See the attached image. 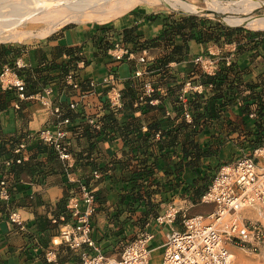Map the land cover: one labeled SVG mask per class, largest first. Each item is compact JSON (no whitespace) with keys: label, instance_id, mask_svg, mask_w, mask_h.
<instances>
[{"label":"crops","instance_id":"0c3cea01","mask_svg":"<svg viewBox=\"0 0 264 264\" xmlns=\"http://www.w3.org/2000/svg\"><path fill=\"white\" fill-rule=\"evenodd\" d=\"M187 15L201 20L206 18L212 25L241 27L228 26L218 18L202 14ZM163 23L159 16L135 11L111 23L63 25L44 42L30 48L0 45V73L5 66L14 69L19 65L17 69L28 78L23 98L15 89L0 87V146L11 148L8 158L2 161L0 158L4 167L0 180L6 181L10 192L8 199H0V264H79V250L52 246L51 239L58 232L61 218L74 223L67 208L72 196L79 200V209H85L82 186L94 193L90 223L100 251L113 258L123 245L135 240L140 232L148 231L154 236L149 243L152 249L149 264H159L161 245L170 226L158 225L154 218L174 206L177 213L171 226L181 227L182 216L206 214L212 210V205L202 203L201 198L193 202L180 195L186 184L196 178L199 182L203 174L200 166L180 165L185 155L182 148L187 147L190 140L200 144L203 151L207 142L212 143L219 167L241 153L252 154L242 151L240 146L252 138L245 135L247 132L264 124V116L256 115L259 108L264 111V41L250 38L226 43L221 37L205 42L204 32L210 33L217 28H209L208 24L204 27L201 22L184 28L178 36H172L170 42L161 40L157 46L150 47L148 41L160 34ZM117 42L132 51L134 58L145 57L146 62L140 65L135 59L116 61L112 57V47ZM200 55L217 64L221 58L230 57L240 77V93L234 102L208 116L206 110L204 113V87L199 93L189 92V111L195 119H185L183 109L176 110L174 102L185 81L201 85V71L194 63ZM61 64L70 67L65 75L53 69ZM49 67L50 71L45 70ZM135 68L142 70L137 80L132 78ZM68 73L73 75L76 88L67 81ZM110 74L115 76L121 93L118 108L109 107L106 101L110 88L106 77ZM134 81L137 83L134 86L141 87L142 92L143 84L148 83L152 92L142 97L138 93L131 109H127L124 90ZM245 85L255 87L249 96ZM46 87L52 89L47 104L40 98ZM245 98L251 99L248 106L244 105ZM54 108L60 110V118L53 113ZM247 112L244 125L242 120ZM110 113L116 118L111 123L104 120ZM64 118L69 121L64 125L70 152L68 162L60 160L37 138L39 129L53 132ZM90 119L94 124L89 123ZM127 130H135L144 137L136 142L134 133L128 134ZM193 130L197 132L194 135ZM219 139L224 141L221 147H217ZM126 140L131 142L128 144ZM138 145L142 147L136 157L156 156L158 165L149 181L131 187L126 181L137 169L136 161L130 159L131 150ZM20 146L22 148L15 153ZM159 150L164 155L161 156ZM186 156L185 160L193 158L191 154ZM18 157L22 158L21 163L4 164ZM128 158L127 165L122 166L121 161ZM167 164L172 167V173L166 176ZM94 171L99 172L98 177L93 176ZM178 172L179 180L184 183L179 188L171 191L152 185L154 182L161 184L166 178L173 184ZM149 204L154 208V215L143 212ZM13 212L20 218L21 225L9 220ZM147 222H150L148 226Z\"/></svg>","mask_w":264,"mask_h":264},{"label":"built area","instance_id":"2783aa9c","mask_svg":"<svg viewBox=\"0 0 264 264\" xmlns=\"http://www.w3.org/2000/svg\"><path fill=\"white\" fill-rule=\"evenodd\" d=\"M112 57L116 61L135 59L140 65L146 62L143 56L134 58V53L119 42L112 47ZM230 61V57L224 58L226 66ZM194 63L203 74L214 75L216 72L217 61L209 57L197 56ZM141 76L142 70L135 68L132 78L137 80ZM66 79L71 82L72 87H77V84L72 82L71 73L66 75ZM106 82L110 85L107 105L118 108L121 93L117 88L115 76L108 75ZM134 84L137 83L134 81ZM0 87L3 90L15 89L20 93L21 98L24 96V82L11 67L5 66L2 69ZM143 88L144 91L139 93L141 97L152 92L148 83L143 84ZM208 88L211 86L209 85ZM202 89L203 86L200 84L193 85L190 80L185 81L178 96L183 108L184 94L189 91L199 93ZM51 92V87L42 90L40 98L45 100V104ZM53 113L60 118L61 112L58 108H54ZM183 116L185 119H190L186 111ZM68 122V118L60 120L53 132L47 128L37 131L39 141L55 152L60 160L66 162L69 161L70 152L64 125ZM89 123L94 124V121L90 119ZM20 148L22 146L17 148L15 153ZM21 161L22 158L18 157L14 161L6 160L4 164L10 166ZM93 176L98 177L99 173L94 171ZM80 191L85 209H79V200L76 197L72 196L68 200L67 208L72 213L74 223L65 222L61 218L58 232L51 239V245H63L72 250H79V264H149L152 251L149 243L154 236L148 231L140 232L135 240L123 245L113 258L100 251L95 244L90 223V217L94 212L93 192L84 186ZM8 197L9 189L6 181L2 179L0 199L6 200ZM200 201L212 205V210L206 214L182 216L181 227L171 226L177 213L174 206H169L154 218L156 224L170 226L161 245L162 255L159 264H231L232 248L251 253L258 252L264 246V222L252 219L250 216L259 218L264 216V145L254 149L251 155L242 154L232 162L220 166ZM9 220L18 225L22 223L14 212L9 215ZM149 223L147 222V226Z\"/></svg>","mask_w":264,"mask_h":264},{"label":"trees","instance_id":"16d2710c","mask_svg":"<svg viewBox=\"0 0 264 264\" xmlns=\"http://www.w3.org/2000/svg\"><path fill=\"white\" fill-rule=\"evenodd\" d=\"M152 16L161 17V20L164 23L162 25V30L160 34L156 38L154 39L152 38L148 41L150 47L157 46L161 40H166V42H170L172 39V36H176V35L178 36L179 33L184 28L186 27L192 28L196 23L200 25L201 22L204 23V27L208 24L209 28H217V29L211 30L210 33H207V31L204 32L205 42H208L209 40H214V41L218 39L220 40L221 37H223L224 42L226 43L236 42L237 40L247 41L250 38H256V41H261V42L264 41L263 33L252 32L242 27L230 28V27H224L220 24L212 25V21L206 18L201 20L200 18L193 16V15H187V16L182 15V16L175 17L169 14H165V15H159V14L153 15L152 14ZM190 35L194 36L195 34L193 35L191 33ZM175 48L177 49L178 47H175ZM53 69H59L61 71V75H65L69 71L70 67L67 64H61V65L55 66ZM45 70L50 71L51 68L49 67ZM14 71L23 80L24 82V90H23L24 92L23 93H25V81H27L28 78L27 76L24 77L23 74L19 71V69L15 67H14ZM238 75L239 74L235 71L233 67L232 61H230V64L226 66L224 62V58H221L219 60L216 66V72L214 75H207L205 73L200 74L201 85L204 87V113L206 110L208 112V116H212L214 115V113L218 111V109H221L225 105L230 104L236 100V96L240 93V90L238 88L240 86V84L238 83L240 77ZM234 82H236V84H234ZM209 85L211 86V88H208ZM223 85H226L224 90L222 88ZM243 87L248 91V94H247L248 96L250 95V91L253 90V88H255L250 85H245ZM222 90L224 91V94H222ZM141 91H142L141 87H136L133 84L125 88L124 96L127 98V101L124 106L127 109H131L133 102L136 98V95H138V93H140ZM189 92H192V91H189ZM189 92H186L184 94V98H185L184 108H183V104H181V102L178 100V97L176 98L174 102L175 103L174 107L176 110H179V111L183 109V114L186 111L190 115L191 119L193 118L195 119L193 112L189 111L190 103H189V98H187ZM250 101L251 99L250 100L246 98L243 99L244 105L246 106L251 104ZM248 114L249 112H247L244 115L246 118L242 120V124L244 125L246 123V119L248 118ZM256 115H258L259 118L263 117L264 116L263 108H259ZM104 120H107L109 123H111V122L116 121V118L113 116V114L110 113L108 116L104 118ZM257 127L258 128L254 130L253 132H247V134H245L246 136L251 135L252 138L248 140L246 144H243L240 146L242 151L253 152L254 149L259 148L264 145V124L260 123L258 124ZM130 133H134V137H136L135 138L136 142L142 140V138L144 137V135L138 133L135 130H132V132L131 131L128 132V134ZM192 133L194 135L197 132L193 130ZM211 135H214V134L210 133V136ZM126 141L128 144L131 142V140H126ZM223 143L224 141L219 139L217 147H221ZM141 147L138 145L131 150L132 157H130V159H132V161H136V165H137V169L134 170L133 175H131L129 179L126 181V183L130 185L131 187L140 186V184L142 185L144 182L149 181V179L152 177L158 165L156 156L155 157L151 156L150 158H144V159H139L136 157L137 153L140 152ZM181 151L185 153L184 158L180 160L181 166L182 165L190 166L192 168H196L200 166V168L202 169L201 173L203 174L201 176V180L198 182L196 178L191 183L186 184L183 187L182 194H180L181 196H185L188 199L192 200L193 202H197L201 198V196L204 195V192H206L209 185L211 184V181L213 179V174L216 171V169L219 167L220 162L218 160V157L215 156L216 154L213 153V144L210 142H207V148L206 150L203 151L200 144L194 143L193 140H190L187 144V147L182 148ZM160 153H161L160 154L161 156L164 155L162 154L161 151ZM188 154H191L193 158H191L190 160H185L186 159L185 157H187L186 155ZM10 155H11V148L9 147L7 149L5 145L2 144L0 146L1 161L5 158H8ZM148 159H150L149 162H148ZM201 159H204V161L201 162ZM128 161H129V158L121 161V163L123 164L122 166H126ZM3 171H4V167H3L2 162H0V176L3 174ZM169 173H172V167L170 166L168 167V164H167V168L164 170V174L167 176V174ZM178 176H179V172L175 176L176 180L173 184L170 183V180L166 178L165 181H163L161 184L159 182H154L152 185H155L157 188L158 187L170 188V190L172 191L173 188H179L180 184L183 183L181 180H179ZM195 184H199V185L194 187L195 189L192 191V193H189L190 189H192V187ZM172 185H174V187ZM93 197H94V193H93ZM143 212L145 214H147L148 212H153V215L155 214L152 204H149V206L146 207V211H143Z\"/></svg>","mask_w":264,"mask_h":264},{"label":"bare ground","instance_id":"6f19581e","mask_svg":"<svg viewBox=\"0 0 264 264\" xmlns=\"http://www.w3.org/2000/svg\"><path fill=\"white\" fill-rule=\"evenodd\" d=\"M204 1L209 11L239 14L227 15L222 20L228 26L264 30V15L246 16L262 5L259 1L235 0L226 4L218 0ZM158 3L185 12L196 11L195 5L183 0H0V41L21 42L42 38L69 22L102 24L120 18L138 6Z\"/></svg>","mask_w":264,"mask_h":264},{"label":"rangeland","instance_id":"374dc122","mask_svg":"<svg viewBox=\"0 0 264 264\" xmlns=\"http://www.w3.org/2000/svg\"><path fill=\"white\" fill-rule=\"evenodd\" d=\"M183 1H185L187 3H190V4H193V5L196 6V11L195 12H191V13L202 14V15H204V17L218 18L224 24H226V23L224 21H222V20H224V18H226L227 15L228 16L239 15V14H237V12H233V11L232 12H225V13H216V12L209 11V10L206 9V5H205L206 2L204 0H183ZM218 1H220L223 4H226V3L230 2V1H235V0H218ZM256 1L261 2L262 5L260 7H258V8H256V9H254L251 13L246 14V16L253 17V16H262V15H264V0H256ZM135 11L139 12V13H144V14H153V13H155V14H159V15L169 14V15H173V16H182V15L191 14L190 12H188V11L185 12L184 10H181V9L169 8L163 3L162 4L158 3V4L154 5V6H150V5H145L144 4V5L138 6V7L134 8V9H131L130 11H128L126 13L135 12ZM120 18H122V17H120ZM120 18H118V19H120ZM115 20H111V21H108L106 23H111V22H113ZM78 23H82V24H86V23L87 24H96V22H86V21L78 22ZM66 24H77V22H71V23L69 22V23H66ZM66 24H64V25H66ZM241 27L246 29V30L252 31V32H260V33L264 34V30H255V29L248 28L246 26H244V27L241 26ZM59 28H57L56 30H58ZM56 30H54L53 32H55ZM53 32H51V33H53ZM50 34H48V35H46L45 37H42V38H33L31 40L21 41V42H19V41H11V42L10 41H2L1 42L0 41V45L17 46L18 48H26V47L30 48V47H33L35 45H39L42 42H44L46 40L47 36H49ZM245 153L248 155L247 152H245ZM242 154L243 153H241L240 155H242ZM263 215H264V212H263ZM250 217L252 219H259L262 222H264V216H263V218L262 217L259 218L257 216L256 217L250 216ZM231 252L233 254L231 264H264V246H262L260 248V250L258 252H256V253H251V252H248V251H245V250H241V249H238V248H232Z\"/></svg>","mask_w":264,"mask_h":264}]
</instances>
